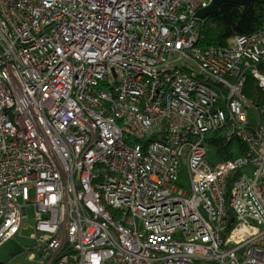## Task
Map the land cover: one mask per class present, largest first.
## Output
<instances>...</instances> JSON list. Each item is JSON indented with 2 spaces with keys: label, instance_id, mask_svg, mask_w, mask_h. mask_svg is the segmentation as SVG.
Masks as SVG:
<instances>
[{
  "label": "built area",
  "instance_id": "built-area-1",
  "mask_svg": "<svg viewBox=\"0 0 264 264\" xmlns=\"http://www.w3.org/2000/svg\"><path fill=\"white\" fill-rule=\"evenodd\" d=\"M211 2L0 0V249L34 203L46 264H264V26Z\"/></svg>",
  "mask_w": 264,
  "mask_h": 264
},
{
  "label": "trees",
  "instance_id": "trees-1",
  "mask_svg": "<svg viewBox=\"0 0 264 264\" xmlns=\"http://www.w3.org/2000/svg\"><path fill=\"white\" fill-rule=\"evenodd\" d=\"M264 26V0H256L248 5H241L233 2H225L218 12L200 20L197 25L199 34L198 43L203 46L226 44L228 39L234 34L251 33ZM255 81V80H254ZM259 93L255 88L251 89V96ZM224 149V155L231 157L233 152L227 150L231 142L226 143L220 140L219 143ZM228 183V192L232 190V182ZM229 220H233V210L228 208ZM233 225L228 227L231 228Z\"/></svg>",
  "mask_w": 264,
  "mask_h": 264
},
{
  "label": "rangeland",
  "instance_id": "rangeland-1",
  "mask_svg": "<svg viewBox=\"0 0 264 264\" xmlns=\"http://www.w3.org/2000/svg\"><path fill=\"white\" fill-rule=\"evenodd\" d=\"M253 117V114H250ZM234 153L240 152L238 144L233 147ZM207 152L212 161H217L218 146L214 144H207ZM179 187L186 191H191V177L186 161L182 163V169L178 179ZM32 196H35L32 190ZM36 206L34 203L28 205V216L24 222L21 232L4 243L0 249V264H46L44 259V250L41 245L39 236L40 231L36 227ZM37 233V237L33 233Z\"/></svg>",
  "mask_w": 264,
  "mask_h": 264
},
{
  "label": "water",
  "instance_id": "water-1",
  "mask_svg": "<svg viewBox=\"0 0 264 264\" xmlns=\"http://www.w3.org/2000/svg\"><path fill=\"white\" fill-rule=\"evenodd\" d=\"M254 1L256 0H212L209 5L199 9V11L197 12V16L201 20H204L207 16L218 12L221 5L225 2H233L241 5H248Z\"/></svg>",
  "mask_w": 264,
  "mask_h": 264
}]
</instances>
